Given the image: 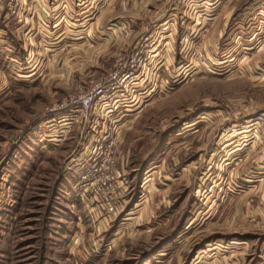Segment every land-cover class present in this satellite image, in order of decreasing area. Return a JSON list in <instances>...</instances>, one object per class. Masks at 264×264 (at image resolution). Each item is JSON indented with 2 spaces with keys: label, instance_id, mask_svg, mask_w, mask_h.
I'll return each instance as SVG.
<instances>
[{
  "label": "rangeland",
  "instance_id": "rangeland-1",
  "mask_svg": "<svg viewBox=\"0 0 264 264\" xmlns=\"http://www.w3.org/2000/svg\"><path fill=\"white\" fill-rule=\"evenodd\" d=\"M8 2L0 0V21L14 17ZM108 4L112 22H133L107 49H73L76 38L67 32L47 65L42 49L53 36L44 23L54 27L58 19L47 13L34 25L31 64L46 78L25 80L24 66L3 64L0 55V264H219L231 249H211L231 235L249 242L240 264H263L264 142L253 155L245 126L264 113V0ZM26 8L25 1L17 26ZM93 49L104 62L82 65ZM130 52L145 66L134 72L140 76L115 125L118 167L131 186L109 219L92 208L90 195L78 197L91 143L78 125L58 136L56 121L62 105L71 106ZM73 63L87 65L86 72L72 73ZM184 166L191 175L180 172ZM247 170L250 176L241 175ZM151 173L149 184L144 176Z\"/></svg>",
  "mask_w": 264,
  "mask_h": 264
},
{
  "label": "crops",
  "instance_id": "crops-1",
  "mask_svg": "<svg viewBox=\"0 0 264 264\" xmlns=\"http://www.w3.org/2000/svg\"><path fill=\"white\" fill-rule=\"evenodd\" d=\"M109 0H26L27 2V8L24 11V23H21V25H16V18L11 17L8 19L6 16L2 15V19L0 21V55H3L4 62L3 64H7L8 61L12 62L14 65H23L24 66V77L26 79H31L32 81H35L37 78L42 79L47 75L45 73V70L40 69H33L32 68V57L31 55V40L32 38V28L36 24H42L44 23L43 15L49 13L51 15H54L58 20L53 23L54 27H50L48 24L44 23L46 25V32L51 34L53 37V43H51V46L44 45L45 47L48 46V48L42 49V56L44 57L46 53L47 60L46 64L50 62V60L56 58L59 52V48H61L63 45H65V42L62 43V39H67L68 34H71V36H74L78 41H75L73 39L71 47L73 49H81L84 48L87 50L88 53H90L89 47L98 46L97 49L100 47H103V49H107L109 47V44L111 42H118L119 35L116 36V33L119 34V32H124L125 27L132 23L133 20L124 19L123 17H120L116 19L115 21H111L110 18L116 16L115 14H112V11L108 9V5H106V2ZM121 10V9H119ZM114 12V11H113ZM63 17V19L59 17ZM66 20H68V27L65 25ZM49 28V29H48ZM23 36V43L20 38ZM89 37L90 41H85V36ZM65 35V36H63ZM9 36L12 39V41L9 40ZM42 36V35H41ZM118 39V40H117ZM27 41V43H26ZM28 45V49L27 46ZM50 47V48H49ZM35 51L38 50L36 46H34ZM44 52V53H43ZM95 49H93V53L85 58L83 57L82 65L84 64H90L92 62L99 63L104 62V60H100L98 58H95L94 55ZM5 54V55H4ZM7 54V55H6ZM39 55V53H36ZM97 56V55H96ZM41 57H38V59ZM7 59L8 61H6ZM74 59V57H73ZM92 61V62H91ZM46 65V67H47ZM73 72L75 73H81L82 75L87 70V65L82 67H76L78 64H72ZM75 65V66H74ZM27 68V69H26ZM57 71V70H56ZM60 76L66 77L65 74L61 71V69L58 70ZM54 73H49L50 75H54L55 78H58ZM49 76V75H47ZM46 78V77H45ZM5 80V79H4ZM118 113L122 114V111L119 109L110 112L108 115L109 118L114 120L117 124L119 119L118 116H120ZM47 121V120H45ZM48 122V121H47ZM239 125V124H235ZM80 128H78V132ZM77 133V131H76ZM89 136V133L88 135ZM87 136H85V139H88ZM248 136V135H247ZM250 138V136H249ZM248 139V137H247ZM248 145H251L250 152L254 155L257 153L256 146L260 145L259 140L248 139L247 140ZM254 145H253V144ZM259 148V147H258ZM87 149L85 152L84 159L88 160L87 156ZM198 157L192 162L197 163L200 160L201 157V151L197 152ZM191 162V163H192ZM190 164V163H189ZM188 164V165H189ZM78 165V164H76ZM187 165V166H188ZM187 167H182L180 172L183 174V172H187ZM119 172L121 173L122 182L120 183V186L122 190L125 191L131 186V180H129L124 173V169H119ZM190 172H193L192 170L188 169L189 175H191ZM200 174H202L201 170L199 171ZM241 175L250 176V171L247 170V172H240ZM244 173V174H243ZM178 174V173H177ZM151 175V177H150ZM185 175V174H184ZM188 175V176H189ZM264 175V174H263ZM147 176V177H145ZM145 180L151 184L153 183V173L145 175ZM264 178V177H263ZM151 179V180H150ZM151 181V182H150ZM128 227H134L133 222H129ZM233 238L230 241H227V243H215L213 245V248L211 249L212 254H217L221 251L220 248L227 247L231 249L230 255L227 256V264H240L241 263V257L245 256L247 251L249 250V242L246 240L235 239L234 235ZM228 249V250H229ZM264 256V255H263ZM225 259V258H224ZM226 261L223 263L221 260L219 264H226ZM264 261V257H263ZM218 262V261H217ZM211 264H215L214 261L211 262ZM264 264V262H263Z\"/></svg>",
  "mask_w": 264,
  "mask_h": 264
},
{
  "label": "built area",
  "instance_id": "built-area-1",
  "mask_svg": "<svg viewBox=\"0 0 264 264\" xmlns=\"http://www.w3.org/2000/svg\"><path fill=\"white\" fill-rule=\"evenodd\" d=\"M8 5L10 11L7 16L14 15L17 18L21 9L19 0H10ZM142 59L138 52H130L119 61L116 70L73 97L70 100L71 106L62 105L63 108L59 110L64 113L56 121L57 130L69 132V129L78 125L79 136L85 138L89 133L87 137L91 145L87 149L88 164L80 175L78 197L83 201L87 194L90 195L92 208H100L109 219L121 207L124 191L120 186L122 177L118 167L120 132L115 121L108 115L122 106L126 107L120 105L128 101L127 89L140 76L134 72L145 66ZM107 121L113 122L112 128L106 127ZM245 127L248 137L264 142V113L249 118ZM62 134L63 131L58 136Z\"/></svg>",
  "mask_w": 264,
  "mask_h": 264
},
{
  "label": "trees",
  "instance_id": "trees-1",
  "mask_svg": "<svg viewBox=\"0 0 264 264\" xmlns=\"http://www.w3.org/2000/svg\"><path fill=\"white\" fill-rule=\"evenodd\" d=\"M0 27H2V26H0ZM10 37H11V36H9V40L12 41V39H11ZM138 196H139V195H138ZM77 198H78V197H77ZM78 201H79V200H78ZM134 204H135V203H134ZM132 205H133V204H132ZM132 205L130 204L129 206L132 207ZM130 207H129V208H130ZM232 238H233V236H228V237L225 238V240H226V241H230ZM248 238H249V237H248ZM239 239H240V238H239ZM245 239H247V237H246V238H245V237H242V238H241V240H245Z\"/></svg>",
  "mask_w": 264,
  "mask_h": 264
}]
</instances>
